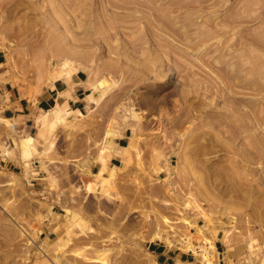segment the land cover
<instances>
[{
	"label": "rangeland",
	"instance_id": "obj_1",
	"mask_svg": "<svg viewBox=\"0 0 264 264\" xmlns=\"http://www.w3.org/2000/svg\"><path fill=\"white\" fill-rule=\"evenodd\" d=\"M79 71L82 114L6 112ZM154 244L264 264V0H0V264Z\"/></svg>",
	"mask_w": 264,
	"mask_h": 264
},
{
	"label": "crops",
	"instance_id": "obj_2",
	"mask_svg": "<svg viewBox=\"0 0 264 264\" xmlns=\"http://www.w3.org/2000/svg\"><path fill=\"white\" fill-rule=\"evenodd\" d=\"M83 76L84 73L79 71L74 73L68 80L56 79L44 85L37 93L32 105L22 101H13L9 97L11 107L7 108L6 112L13 119L19 121L20 124L26 126L31 122L33 113L39 114L49 111L56 106H60L75 115L82 114L85 110L86 98L90 95V89L84 86ZM1 97L4 98V94H1ZM128 134L129 132L125 130L116 139V151L126 147ZM117 162H120V156L114 153L110 160V168L111 165L116 167ZM150 252L157 264H188L192 260L190 253L167 249L160 244H154Z\"/></svg>",
	"mask_w": 264,
	"mask_h": 264
},
{
	"label": "bare ground",
	"instance_id": "obj_3",
	"mask_svg": "<svg viewBox=\"0 0 264 264\" xmlns=\"http://www.w3.org/2000/svg\"><path fill=\"white\" fill-rule=\"evenodd\" d=\"M60 112H61V110H60ZM59 114H61V113H59V111H58V112L55 111V118H56V120H58V119L61 120L60 117H59V116H60ZM61 116H62V115H61ZM111 175H112V173H111ZM199 257H200V256H199ZM200 258H201V257H200Z\"/></svg>",
	"mask_w": 264,
	"mask_h": 264
}]
</instances>
